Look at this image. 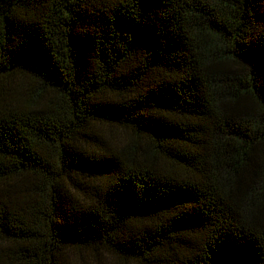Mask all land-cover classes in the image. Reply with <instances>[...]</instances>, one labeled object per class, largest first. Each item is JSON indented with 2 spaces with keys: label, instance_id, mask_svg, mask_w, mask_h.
Wrapping results in <instances>:
<instances>
[{
  "label": "trees",
  "instance_id": "1",
  "mask_svg": "<svg viewBox=\"0 0 264 264\" xmlns=\"http://www.w3.org/2000/svg\"><path fill=\"white\" fill-rule=\"evenodd\" d=\"M104 255L264 264V0H0V264Z\"/></svg>",
  "mask_w": 264,
  "mask_h": 264
},
{
  "label": "rangeland",
  "instance_id": "2",
  "mask_svg": "<svg viewBox=\"0 0 264 264\" xmlns=\"http://www.w3.org/2000/svg\"><path fill=\"white\" fill-rule=\"evenodd\" d=\"M125 134L122 133V132H115V138L117 140L119 139H123L125 138ZM100 264H121L120 262H118V260L116 258H112L110 257L109 255H104L102 258H101V261H100Z\"/></svg>",
  "mask_w": 264,
  "mask_h": 264
}]
</instances>
